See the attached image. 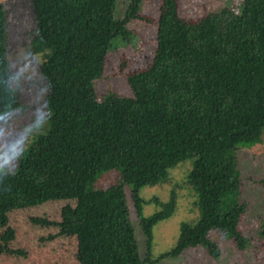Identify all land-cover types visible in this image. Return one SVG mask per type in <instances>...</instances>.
Returning <instances> with one entry per match:
<instances>
[{
  "label": "trees",
  "instance_id": "obj_1",
  "mask_svg": "<svg viewBox=\"0 0 264 264\" xmlns=\"http://www.w3.org/2000/svg\"><path fill=\"white\" fill-rule=\"evenodd\" d=\"M145 1L31 0L47 50L39 71L48 85L50 120L16 169L0 176L1 241L10 236V210L72 199L53 225L75 238L79 264H140L127 202L138 209V189L157 184L192 155L187 178L197 191L199 218L181 227L166 255L209 246L210 229L229 236L237 249L248 244L238 228L246 203L239 200L236 150L259 140L264 129V0H242L238 13L221 7L194 20L178 14L177 0H161L150 61L121 73L131 96H97L105 55L115 41L130 39L132 21L145 20ZM4 20L0 9V29ZM111 169L119 181L90 188ZM258 182L264 187V177ZM163 215L142 220L143 231Z\"/></svg>",
  "mask_w": 264,
  "mask_h": 264
},
{
  "label": "rangeland",
  "instance_id": "obj_2",
  "mask_svg": "<svg viewBox=\"0 0 264 264\" xmlns=\"http://www.w3.org/2000/svg\"><path fill=\"white\" fill-rule=\"evenodd\" d=\"M160 2L146 0L142 5L145 20L132 21L128 26L133 34L130 39L122 43L115 41L114 48L105 55L103 74L94 82L97 96L107 92L131 96L121 73H129L150 61ZM177 3L178 14L188 20L209 11H218L221 7H229L237 13L242 8V0H177ZM0 9L5 17L0 29V111L17 108L19 116L18 108L24 109L22 116L8 124V135L14 137L31 121V112L38 106L33 104L29 107L33 99L42 101L41 108L47 109L45 96L48 85L39 71L47 50L37 37L31 0H0ZM27 51L31 53L32 75L26 67ZM122 61L124 67L121 70ZM10 75H17L19 79L9 86L7 78ZM47 128L48 125L45 131ZM236 157L239 200L246 203L238 228L248 239V244L243 249H237L229 236L210 229L207 232L209 246L197 245L184 249L176 256L166 255L178 243L181 227L191 226L199 218L197 191L187 178L193 161V156L189 155L174 163L166 177L157 184L138 189V209L127 202L140 264H264V235H259L261 222L264 221V187L258 182L264 177V129L259 140L239 143ZM117 181L119 171L111 169L102 172L90 188H106ZM129 192V185H125L126 198ZM73 204L72 199L49 200L7 212L6 229L10 236L6 241L0 240V264H79L75 258V238L59 234L53 225L60 220V209ZM159 213L164 215L144 232L141 221ZM37 218H44L48 224L34 222L33 219ZM3 231L4 228H0V235ZM208 247H212V253Z\"/></svg>",
  "mask_w": 264,
  "mask_h": 264
},
{
  "label": "clouds",
  "instance_id": "obj_3",
  "mask_svg": "<svg viewBox=\"0 0 264 264\" xmlns=\"http://www.w3.org/2000/svg\"><path fill=\"white\" fill-rule=\"evenodd\" d=\"M28 63L26 67L29 73L32 75V64L29 61L31 53L27 51ZM19 79L17 75H10L7 78V83L10 86ZM15 97H13L14 100ZM42 101L33 99L29 105H38L33 112H31V121L20 128L14 137L8 135V124L23 115L24 109H19V116H17V108L9 107L6 111H0V176L6 172L12 171L20 161H22L27 154L28 147L32 141L45 134V127L50 120V113L48 110L41 108Z\"/></svg>",
  "mask_w": 264,
  "mask_h": 264
}]
</instances>
